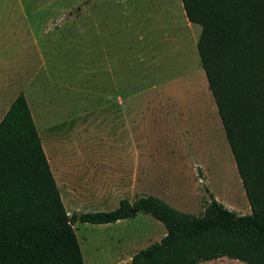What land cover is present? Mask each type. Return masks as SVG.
<instances>
[{"label": "rangeland", "instance_id": "rangeland-1", "mask_svg": "<svg viewBox=\"0 0 264 264\" xmlns=\"http://www.w3.org/2000/svg\"><path fill=\"white\" fill-rule=\"evenodd\" d=\"M176 11L184 19L180 0H0V78L9 81L1 90L6 98L26 96L68 214L110 210L122 198L135 199L123 188L122 160L106 154L105 92L121 94L127 81L129 89L146 88L174 77L177 96L170 97L168 107L158 101L153 123L133 128L134 138L144 131L157 140L152 141L156 150L149 149L151 156L144 159L151 172L146 189H167L172 200L166 203L186 213H202L211 197L239 215L250 213L208 85L201 76L198 89L188 66L184 72L176 62L170 63L175 68L165 67L164 38L174 32ZM194 27L199 35L200 25ZM192 50L196 69L201 68L197 49ZM121 52L129 78L120 80L115 70L111 82L103 70L105 54L117 66ZM94 53L100 65L96 80L88 72ZM154 96L161 98V92ZM128 161L131 170L135 160ZM73 227L84 264H129L130 256L166 230L142 212L114 223ZM199 264L246 263L220 257Z\"/></svg>", "mask_w": 264, "mask_h": 264}, {"label": "trees", "instance_id": "trees-1", "mask_svg": "<svg viewBox=\"0 0 264 264\" xmlns=\"http://www.w3.org/2000/svg\"><path fill=\"white\" fill-rule=\"evenodd\" d=\"M201 30L196 48L250 213L214 197L203 212L163 200L120 199L105 211L68 214L25 95L0 119V264H84L73 227L109 224L142 212L166 234L129 264H197L227 257L264 264V0H180Z\"/></svg>", "mask_w": 264, "mask_h": 264}, {"label": "crops", "instance_id": "crops-1", "mask_svg": "<svg viewBox=\"0 0 264 264\" xmlns=\"http://www.w3.org/2000/svg\"><path fill=\"white\" fill-rule=\"evenodd\" d=\"M176 13H177L176 15L178 16V19H180L181 21H184L188 25H193V26L195 25V23L189 22L186 16L183 19L182 16L177 11ZM171 22H175V20H172ZM172 24H174V25H171L172 27H174L173 28L174 32L171 31L169 33L167 31L166 38H164V40L166 41V44H165L166 46L164 47V49L166 50V55L164 58V61L166 64L165 67L167 70H169V67L171 68L174 67L170 63L176 62L178 63L177 68H180V71L184 72L186 71L185 69L189 67L190 56L194 54L192 47L193 49L196 48V42H197L199 35L196 34V36L193 39H191L189 43L185 39V35L183 32L184 29H182L183 34L179 32V28H177L178 32L175 33L177 26H175L176 25L175 23H172ZM168 27L165 26L166 29ZM178 33H180L181 36H177L173 38L171 37L172 35L178 34ZM91 51L93 52V48ZM94 54L95 56L90 57V62L92 65H90L88 72L91 78H94L96 80L99 78L98 72H100L99 71L100 65H98L99 58L97 57L96 53ZM125 57L126 56H124L122 53V55L120 56V60L117 61L118 63L117 66L120 65V68H116L117 66L113 63L114 61L111 59V57L105 54V61H104V67H103V70L105 72V78L109 79L112 82V80L115 77V70H116L120 72L119 75L117 74L120 80H125V79L128 80L129 65L127 64V59ZM197 71L198 73L200 72L204 83L207 85L206 77H205L202 67L200 68L198 66ZM177 79L178 78L176 77H174L173 79H166V81L164 82V85L152 84L151 86L146 87V88L134 87L133 89L128 88L127 86L128 81H127L124 92H122L121 94H118V93L115 94V92L110 89V91L105 92V95L103 97L104 99L103 100V110H104L103 121H104V129H105L104 146H105L106 154L110 155L112 158L115 157V158H119L122 160V162L120 163L122 167L121 174L122 176H126L127 178L125 182L126 184L123 183L124 184L123 188L126 189V191L132 192L131 194L132 197H135L133 201H135L141 196H147V195L155 196L163 200L165 203L166 201L170 202V200H172L171 195L168 193L167 189L165 188H160V193L146 189V186H147L146 185V181H147L146 175L151 174V172H150V169L146 167V165L144 164V159L150 158L151 155L148 152L149 149L156 150L158 146L156 143L154 144V142H157V140L155 141L154 138L153 139L151 138L152 140H150V138L146 137V135L144 134V131L142 133L141 138H134L133 128L135 126L140 125L143 130L146 124H148L149 122L150 123L154 122L155 107L160 106L161 102H158L160 99L162 100L163 106L168 107L170 97L175 98L178 94L176 91V88L178 86L176 82ZM8 82H9L8 80H4L0 78V119L2 118L6 110L9 108L13 99L18 94V93L15 94L13 96V99L12 97L6 98L5 95L7 94V91L5 89L1 90L2 89L1 84L8 83ZM3 91L5 94L4 96L2 93ZM157 91L161 92V98L156 100L154 94ZM30 111H31V108H30ZM31 114L35 122V118H34L32 111H31ZM35 125L37 126V124ZM42 147H43V144H42ZM170 151L172 150L170 149ZM131 157L134 158L135 161L132 163L133 166H131L132 167L131 170H129L130 163L128 160H130ZM140 159L142 160V164L139 162ZM123 160H126V162H123ZM123 199H126V198H123ZM129 202L132 203L131 201ZM165 234H166V230H162L161 236H164ZM130 259H131V256L129 258V262H130ZM213 260H216V259H212L208 261H213Z\"/></svg>", "mask_w": 264, "mask_h": 264}, {"label": "bare ground", "instance_id": "bare-ground-1", "mask_svg": "<svg viewBox=\"0 0 264 264\" xmlns=\"http://www.w3.org/2000/svg\"><path fill=\"white\" fill-rule=\"evenodd\" d=\"M175 26H177L176 27V31H175V33H177L178 31H177V28H182V29H184V35H185V39H186V41L187 42H189L190 43V41H191V39H193L195 36H196V34H197V32H196V28L193 26V25H188L187 23H185L184 21H181L180 19H178V16L177 15H175ZM171 25H173V24H171ZM171 41V40H170ZM194 57H195V55L193 54V55H191L190 56V62H189V68L191 69V70H193V73H194V77H195V79H194V82H195V84L196 85H198V89H199V87L201 86L200 84L202 83V81H200V77H201V74H200V72L198 73V71H197V69H196V63H197V61H195L194 62ZM184 84V83H183ZM186 88V87H185ZM46 128V127H45ZM57 159H55V161H56ZM51 163V162H50ZM55 163V162H54ZM62 170V169H61Z\"/></svg>", "mask_w": 264, "mask_h": 264}]
</instances>
